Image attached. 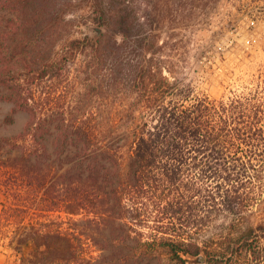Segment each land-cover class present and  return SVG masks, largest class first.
<instances>
[{
	"label": "trees",
	"instance_id": "trees-1",
	"mask_svg": "<svg viewBox=\"0 0 264 264\" xmlns=\"http://www.w3.org/2000/svg\"><path fill=\"white\" fill-rule=\"evenodd\" d=\"M170 1L83 0L93 34L53 55L27 31L54 26L65 0H0V86L14 102L0 124L29 114L0 135V246L18 264H143L159 250L264 264V72L217 98L197 91L181 59L156 57ZM177 1L183 15L211 0ZM90 85L108 107H84ZM51 132L58 167L41 162Z\"/></svg>",
	"mask_w": 264,
	"mask_h": 264
},
{
	"label": "rangeland",
	"instance_id": "rangeland-1",
	"mask_svg": "<svg viewBox=\"0 0 264 264\" xmlns=\"http://www.w3.org/2000/svg\"><path fill=\"white\" fill-rule=\"evenodd\" d=\"M65 2L66 5L57 15L58 21L54 26L50 23L43 26L30 25L28 35L25 34L30 41L31 50L40 54L50 52L54 55L63 51L67 39L81 37L85 33L90 36L93 34L92 30L80 25L83 0H65ZM195 4L205 5L189 8L181 15L179 2L170 1L169 20L161 21L162 24L157 31L159 44L166 43L167 46L164 52L156 55L157 58L173 61L181 59L182 68L178 75H189L197 91L216 98L229 94L230 90H235L240 85L251 81L260 72H264V0H211L195 1ZM3 12L6 13V11H0V13ZM11 14V12L7 13V15ZM54 38L57 40L50 46L49 42ZM177 44L181 47L180 53L176 49ZM20 54L18 53L14 59L19 58ZM85 60H88V57ZM85 60L82 56H78L74 66H79ZM197 63L204 69L191 72ZM90 79H93L92 75ZM101 80L102 76L99 75L98 81ZM93 88L95 85L85 89L87 101L84 107L86 109L102 105L108 107L106 103L101 105L93 95ZM77 91L80 92V88H74V93ZM6 96H13L12 89L1 85L0 121L10 114L14 107V102L5 99ZM68 105L76 106L77 102L71 99ZM28 117L29 114L25 110L15 111L12 113L13 119L10 123L1 122L0 135L17 134L22 130ZM54 136L55 133L51 132L46 137L47 151L43 154L41 162L43 165L58 167L61 160L55 151ZM33 159L35 156L31 154V161ZM3 202L4 196L0 192V206ZM53 215L52 217L56 216V214ZM220 235L203 234L202 236L216 238ZM18 263L19 259L11 248L0 246V264ZM142 263L179 264L171 260L164 250H159L154 258L144 260Z\"/></svg>",
	"mask_w": 264,
	"mask_h": 264
},
{
	"label": "water",
	"instance_id": "water-1",
	"mask_svg": "<svg viewBox=\"0 0 264 264\" xmlns=\"http://www.w3.org/2000/svg\"><path fill=\"white\" fill-rule=\"evenodd\" d=\"M186 264H203L205 263V256L202 252L189 255L186 259Z\"/></svg>",
	"mask_w": 264,
	"mask_h": 264
}]
</instances>
